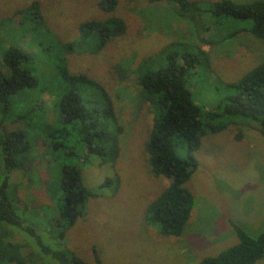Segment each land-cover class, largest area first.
I'll return each mask as SVG.
<instances>
[{
  "label": "rangeland",
  "instance_id": "1",
  "mask_svg": "<svg viewBox=\"0 0 264 264\" xmlns=\"http://www.w3.org/2000/svg\"><path fill=\"white\" fill-rule=\"evenodd\" d=\"M34 1L40 4L50 37L54 39L52 43L74 41L81 22L108 16L98 7V0H0V51L8 45V34L22 37V43L32 55L31 66L39 78V85L26 93V99L15 97L16 110L10 112L3 129L12 132L27 127L24 118L17 120L18 113L35 105L39 96L40 103L45 104L47 118L54 124L59 122L56 101L66 92L65 88L57 90L59 79L55 65L61 54L71 73L87 74L106 86L124 130L115 167L103 164L94 155L81 157L85 145L77 143L76 136L63 148L53 145L49 157L44 146L37 145L33 163L39 170L36 168L38 173L35 170L31 173L36 182L22 171L11 173L21 206L18 213L29 223L39 220L42 228L45 225L46 233L50 232L45 220L53 210L49 206L54 207L58 197L48 192L46 181L59 180L65 165L77 164L82 169L85 185L99 195L88 197L84 216L66 231L64 243L89 262L94 261L97 249L105 264H199L204 257L217 255L238 242L235 224L257 236L264 229V134L257 124L246 120L202 137L201 146L195 152L198 167L187 183L194 193L195 205L183 234L164 235L159 224L147 220L148 204L167 187L169 180L151 170L146 146L155 113L142 99L135 70L142 60L155 56L167 43L192 33L194 25H189L164 4L120 0L114 14L126 21V34L98 52H61L55 47L46 51L41 38L34 40L30 32L20 29L21 15L17 12ZM200 1L207 7L217 0ZM151 22L156 28H150ZM252 24L250 19L225 18L213 35L209 32L211 44H204L203 48L208 51L210 67L201 66L189 79L194 99L204 109L216 107L223 98L233 94L234 89L229 84L264 61V40L246 30ZM236 30L239 33L225 38ZM160 60L161 57L148 65L156 68ZM52 83V88L55 85L57 89L51 88ZM45 88L48 92L41 93ZM33 116L37 120L38 112ZM27 132L30 137L38 138L40 129ZM183 146L178 144L181 156L186 155ZM115 170L120 175L118 190L113 193L111 187L99 189ZM47 235L45 241L54 245V239L48 240L50 233ZM16 239L27 240L20 234ZM29 244L24 248L29 263L47 264L45 258L33 250L34 244ZM255 264H264V257Z\"/></svg>",
  "mask_w": 264,
  "mask_h": 264
},
{
  "label": "trees",
  "instance_id": "2",
  "mask_svg": "<svg viewBox=\"0 0 264 264\" xmlns=\"http://www.w3.org/2000/svg\"><path fill=\"white\" fill-rule=\"evenodd\" d=\"M145 1L164 4L189 25H194L192 33L182 35L184 40L179 38L167 43L155 56L142 60L135 70L142 99L155 113L152 134L146 146L151 170L169 180L167 187L148 204L147 220L159 224L164 235L181 236L195 205L194 193L187 183L198 167L195 152L201 146L202 137L209 132H221L239 120L254 122L264 134V61L230 83L234 93L210 109H204L195 101L190 76L199 72L201 66L210 67V57L203 46L211 44L209 32L213 35L225 18L252 20V26L246 30L264 40V0H217L207 7L200 0ZM119 4L120 0H98V7L108 16L81 22L77 38L61 43H52L54 39L50 37V29L38 1L17 14L21 15V31L30 32L34 40L41 38L46 51L55 47L61 52H98L127 32L126 21L114 14ZM151 23L150 28H156ZM237 33L239 30L225 38ZM6 38L8 45L0 51V264H30L24 253L29 243L34 244L33 250L41 254L47 264H105L97 249L94 250V261L89 262L64 243L66 231L84 216L88 197L99 195L85 185L82 169L77 164L65 165L57 181L47 178L48 192L58 197V203L54 207L49 206L53 210L45 220L51 229L47 233L39 220L29 223L18 213L21 206L17 185L10 178L13 171H22L36 182L31 175L32 170L38 173L33 163L36 161L33 156L35 147L39 144L44 146L49 157L53 145L63 148L75 136L77 143L85 145L81 157L94 155L103 164L110 163L115 167L121 154L124 127L119 121L113 98L106 86L96 79L84 73H71L65 56L58 54L61 58L55 66L59 89L55 85L52 88L53 83L49 85L58 91L66 90L56 101L59 103V122L54 124L47 118L45 104L40 103L39 96L35 105L18 113L17 120L24 118L28 126L6 132L2 125L10 112L16 110L15 97L26 99V93L39 85V78L31 66L32 55L22 43V37L8 34ZM160 57L162 60L156 62L158 67L148 65ZM44 92L48 90L41 91ZM35 112H38L37 120L33 116ZM30 129H40L38 138L29 136L27 131ZM179 143L185 145L182 147L185 148V156L178 151ZM71 153L78 154L77 151ZM119 185L120 175L115 170L98 187H111L114 193ZM234 228L238 242L217 255L204 257L199 264H255L264 257V229L257 236H252L238 224ZM48 233V240L54 239V245L45 241ZM17 234L28 241L20 242L16 239Z\"/></svg>",
  "mask_w": 264,
  "mask_h": 264
}]
</instances>
